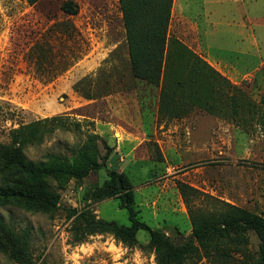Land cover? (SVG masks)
<instances>
[{"label":"rangeland","instance_id":"rangeland-1","mask_svg":"<svg viewBox=\"0 0 264 264\" xmlns=\"http://www.w3.org/2000/svg\"><path fill=\"white\" fill-rule=\"evenodd\" d=\"M63 1L0 0V142L11 143V131L21 125L63 116V127L28 146L27 156L37 161L49 152L69 155L92 135L100 163L84 177L53 182L60 202L52 214L0 206L7 223L30 229L38 264H157L155 252L143 248L150 239L144 229L130 247L111 233L79 241L77 217L83 211L132 223L119 196L95 197L114 170L127 174L134 186L138 219L175 244L193 238L178 181L200 191L192 200L205 213L224 210L218 198L264 215V137L255 120L238 124L229 115L227 95L223 115L194 108L181 118L161 116L160 87L132 75L119 0H74L79 13L72 16L62 11ZM177 6L173 3L169 26L174 37L180 25L188 26L173 16ZM38 45L56 54L55 67L38 66ZM250 77L236 86L259 102L264 79ZM234 97L241 111L240 95ZM245 237V252L256 254L258 235L249 231ZM0 264L17 263L0 252Z\"/></svg>","mask_w":264,"mask_h":264},{"label":"trees","instance_id":"trees-1","mask_svg":"<svg viewBox=\"0 0 264 264\" xmlns=\"http://www.w3.org/2000/svg\"><path fill=\"white\" fill-rule=\"evenodd\" d=\"M40 1L27 0L31 5ZM119 3L132 75L160 87L161 116L181 118L194 108L223 115L221 103L227 95L231 107L229 115L244 126L249 118L254 119L264 137V94L259 102H255L201 55L169 34L174 0H119ZM61 9L70 16L79 13V5L74 0L63 1ZM35 49L38 50L40 68L46 69L48 64L56 66L55 53L43 50L42 45ZM234 92L240 95L241 111L234 102ZM63 122V116L32 121L11 131V143L0 142V206L52 214L60 202V193L53 182L62 185L69 178L84 177L90 170L100 167L92 135L90 142L69 155L49 152L44 159L37 161L27 156L25 150L28 146L43 143L46 135L63 127ZM158 158L163 160L161 151ZM177 187L189 209L192 225L193 238L186 243L175 244L166 233L138 219L134 186L127 174L115 170L96 191L95 197L103 200L119 196L121 206L129 212L131 225L97 218L91 211H83L77 217L79 224L76 228L81 232L79 241L89 235L111 233L130 247L138 244V232L144 229L150 233V239L143 248L155 252L157 264H196L203 258L210 264H264L262 213L218 198L224 210L217 214L205 213L192 200L193 196L200 194L198 189L183 181H178ZM249 231H254L260 239L256 254L245 252V234ZM0 252L17 264H38L32 252L30 229L19 230L1 215ZM238 252L243 254L242 259L236 258Z\"/></svg>","mask_w":264,"mask_h":264},{"label":"crops","instance_id":"crops-1","mask_svg":"<svg viewBox=\"0 0 264 264\" xmlns=\"http://www.w3.org/2000/svg\"><path fill=\"white\" fill-rule=\"evenodd\" d=\"M174 4L176 21L188 23L178 27V39L234 85L246 75L264 79V0H174Z\"/></svg>","mask_w":264,"mask_h":264},{"label":"water","instance_id":"water-1","mask_svg":"<svg viewBox=\"0 0 264 264\" xmlns=\"http://www.w3.org/2000/svg\"><path fill=\"white\" fill-rule=\"evenodd\" d=\"M192 237H190L189 239H187L185 242H183L182 244L186 243L188 240H190Z\"/></svg>","mask_w":264,"mask_h":264}]
</instances>
